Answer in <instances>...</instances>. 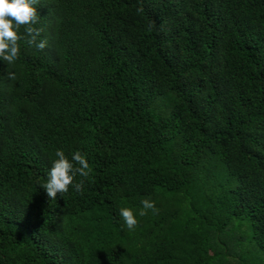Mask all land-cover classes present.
Instances as JSON below:
<instances>
[{
	"label": "trees",
	"instance_id": "1",
	"mask_svg": "<svg viewBox=\"0 0 264 264\" xmlns=\"http://www.w3.org/2000/svg\"><path fill=\"white\" fill-rule=\"evenodd\" d=\"M36 7L47 46L0 60V264H224L241 216L257 249L236 264H264V0ZM58 149L92 173L50 200ZM216 171L236 184L199 178Z\"/></svg>",
	"mask_w": 264,
	"mask_h": 264
},
{
	"label": "clouds",
	"instance_id": "2",
	"mask_svg": "<svg viewBox=\"0 0 264 264\" xmlns=\"http://www.w3.org/2000/svg\"><path fill=\"white\" fill-rule=\"evenodd\" d=\"M40 0H0V60L11 65L16 62L20 53L19 41L24 39L29 46L43 50L47 46L46 40H39L43 29L36 28L39 22L37 7ZM23 28L24 35L21 36L20 29ZM8 78L16 80L14 72H8ZM92 173L89 161L85 154L77 150L72 153L71 159L62 149L55 152V158L51 161L50 168L46 174V180L40 184L50 200H55L57 195L63 196L69 187H74L78 193H83L85 179ZM79 175L83 179L75 182ZM140 216H145L151 210L153 214L158 213L155 202L150 199L140 201ZM119 215L124 220L129 230L134 229L138 220L133 209L129 206H121Z\"/></svg>",
	"mask_w": 264,
	"mask_h": 264
},
{
	"label": "rangeland",
	"instance_id": "3",
	"mask_svg": "<svg viewBox=\"0 0 264 264\" xmlns=\"http://www.w3.org/2000/svg\"><path fill=\"white\" fill-rule=\"evenodd\" d=\"M205 174L206 173H201L199 178H202L206 183L214 180L218 188H230L236 184V181L230 179L226 173L219 171L212 172L210 175L211 177ZM216 236L218 240H221V243H223V241L227 243V250L230 251L229 254L223 255L224 264H236L237 257L242 253H245L247 258L251 260L252 254L256 253L257 248H253L252 224L250 219L246 216L232 219L230 226L223 232L217 233ZM258 253H260L258 261L261 263L264 262V254L259 252V250Z\"/></svg>",
	"mask_w": 264,
	"mask_h": 264
}]
</instances>
